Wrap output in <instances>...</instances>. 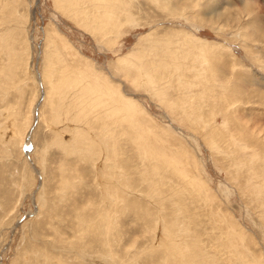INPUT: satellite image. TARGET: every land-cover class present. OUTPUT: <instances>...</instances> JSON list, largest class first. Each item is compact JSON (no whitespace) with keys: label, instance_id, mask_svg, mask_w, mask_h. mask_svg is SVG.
<instances>
[{"label":"rangeland","instance_id":"rangeland-1","mask_svg":"<svg viewBox=\"0 0 264 264\" xmlns=\"http://www.w3.org/2000/svg\"><path fill=\"white\" fill-rule=\"evenodd\" d=\"M0 264H264V0H0Z\"/></svg>","mask_w":264,"mask_h":264},{"label":"bare ground","instance_id":"bare-ground-1","mask_svg":"<svg viewBox=\"0 0 264 264\" xmlns=\"http://www.w3.org/2000/svg\"><path fill=\"white\" fill-rule=\"evenodd\" d=\"M50 32H51V30L49 31V33H50ZM52 32H53V31H52ZM47 34H48V33H47ZM54 34H55V35H58L57 32H55V30H54ZM45 36L47 37L46 34H45ZM56 37H58V36H56ZM55 39H56V38H55ZM57 39H58V38H57ZM49 41H50V40H49ZM71 48H72V47H71ZM40 52H41V51L39 50V52H38V53H39V56H40ZM53 56H54V55H53ZM38 58H39V57H38ZM94 89H95V88H94ZM96 89L100 90V89H99V86H97ZM106 97L110 98V102H112L111 100H112V97H113V96L111 97V94H108ZM122 100H123V99H122ZM125 107H126V106H125ZM130 112L132 113L131 110H130ZM34 117H35L34 122H36L37 119H38V108H37V111H36V116H34ZM36 117H37V119H36ZM29 135H30V132H29ZM29 135L27 136V138H30ZM77 136H78V135H77ZM25 151H26V150H25ZM114 153H115V152H114ZM25 155H26L28 158H29V156H30L27 152H25ZM112 155H114V154H112ZM162 156H163V155H162ZM113 157L115 158V155H114ZM28 160H29V159H28ZM165 160H167V159L165 158ZM167 161H168V163H171L169 160H167ZM167 161H164V162H167ZM30 163L33 164V163H32V160L30 161ZM37 176H38V187H39V185H40V180H41V178H40L41 175H40L39 173H37ZM115 203L117 204V199H116V202H115ZM31 215H32V217H34V216L36 215L35 203H34V212H33ZM27 217H28L27 215H24L23 218H22V220H25ZM18 223H19V222H18ZM18 223H16V225H15L16 227H18V225H19ZM181 240H182V239H181ZM184 248H186V247H184ZM245 263H246V262H245Z\"/></svg>","mask_w":264,"mask_h":264}]
</instances>
